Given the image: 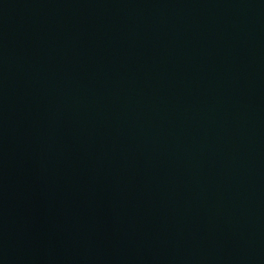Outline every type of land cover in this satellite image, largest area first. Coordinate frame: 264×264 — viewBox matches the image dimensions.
<instances>
[{
	"label": "water",
	"instance_id": "obj_1",
	"mask_svg": "<svg viewBox=\"0 0 264 264\" xmlns=\"http://www.w3.org/2000/svg\"><path fill=\"white\" fill-rule=\"evenodd\" d=\"M0 264H264V0H0Z\"/></svg>",
	"mask_w": 264,
	"mask_h": 264
}]
</instances>
